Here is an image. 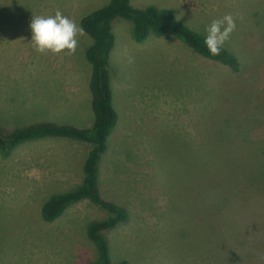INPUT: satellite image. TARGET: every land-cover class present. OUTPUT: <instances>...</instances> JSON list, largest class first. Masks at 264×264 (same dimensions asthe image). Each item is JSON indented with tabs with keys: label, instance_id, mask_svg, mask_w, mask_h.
I'll use <instances>...</instances> for the list:
<instances>
[{
	"label": "rangeland",
	"instance_id": "374dc122",
	"mask_svg": "<svg viewBox=\"0 0 264 264\" xmlns=\"http://www.w3.org/2000/svg\"><path fill=\"white\" fill-rule=\"evenodd\" d=\"M110 0H0V126L93 124L86 50L39 55L32 17L57 10L80 24ZM170 9L206 36L213 19L239 14L225 43L240 71L202 57L170 34L132 38L113 22L109 58L119 123L99 163L102 196L127 223L105 232L113 263L264 264V0H130ZM128 56L134 58L128 62ZM88 144L27 142L0 156V264H87V225L107 214L89 201L52 223L44 202L79 185Z\"/></svg>",
	"mask_w": 264,
	"mask_h": 264
},
{
	"label": "trees",
	"instance_id": "16d2710c",
	"mask_svg": "<svg viewBox=\"0 0 264 264\" xmlns=\"http://www.w3.org/2000/svg\"><path fill=\"white\" fill-rule=\"evenodd\" d=\"M116 18L133 24L132 38L137 43L145 42L150 35L162 37L170 34L202 57L219 62L235 73L240 71V62L225 48H222L219 56H211L204 45L205 36L177 20L170 9L154 5L135 8L130 0H110L81 18L80 25L92 39L85 55L91 66L89 90L93 124L89 128H79L42 121L18 128L0 126V156L8 157L27 142L47 138H62L89 145L81 183L66 192L52 195L41 209L42 219L46 223L56 221L69 207L82 201H89L106 212L104 219L87 225V238L96 249V258L87 264H129L125 260L112 262L105 232L127 223L130 215L125 207L102 196L99 172L101 158L108 150L109 140L119 123L118 113L113 106L109 74V58L115 45L113 22Z\"/></svg>",
	"mask_w": 264,
	"mask_h": 264
},
{
	"label": "clouds",
	"instance_id": "9594fccd",
	"mask_svg": "<svg viewBox=\"0 0 264 264\" xmlns=\"http://www.w3.org/2000/svg\"><path fill=\"white\" fill-rule=\"evenodd\" d=\"M238 19L243 20V16L227 13L213 19L207 26L204 45L211 56L220 55L223 46L236 31ZM29 27L32 33L31 44L39 55L74 56L80 38L87 35L80 24L59 10L52 16H33ZM128 62L133 63L134 58L128 56Z\"/></svg>",
	"mask_w": 264,
	"mask_h": 264
}]
</instances>
